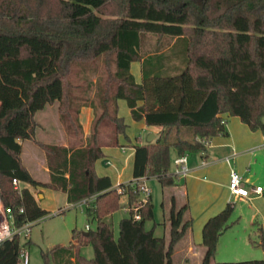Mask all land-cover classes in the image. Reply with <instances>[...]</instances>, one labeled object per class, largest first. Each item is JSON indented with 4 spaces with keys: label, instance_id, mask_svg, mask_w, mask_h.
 <instances>
[{
    "label": "trees",
    "instance_id": "obj_1",
    "mask_svg": "<svg viewBox=\"0 0 264 264\" xmlns=\"http://www.w3.org/2000/svg\"><path fill=\"white\" fill-rule=\"evenodd\" d=\"M146 32L172 36L175 43L144 56ZM178 44L184 46L181 70L172 63ZM100 58L105 76L88 77L83 64ZM134 61L141 62V82L132 72ZM120 98L135 120L161 126L154 140L135 145L134 179L121 183L122 191L95 169L104 146L129 137ZM55 102L67 145L37 138V112ZM88 104L96 115L85 138L79 113ZM225 115L238 116L253 130L264 128V0H0V199L21 226L49 210L32 188L16 187L14 178L62 190L69 203L95 195L85 210L96 226L81 234L74 229L69 244L42 250L48 264L50 255L55 264H173L177 242L193 225L189 202L178 205L171 196L169 237L157 235L146 227L154 218L151 195L140 202L139 218L132 208L141 198V177L177 184L172 152H207L212 137L228 132ZM183 127L192 128L191 138ZM22 140L46 151L48 182L37 180L24 164ZM123 194L129 215L120 219L116 236L111 216ZM233 211L230 201L205 222L201 264L215 260L220 236L238 221ZM258 229L264 247V229ZM88 243L91 258L81 253ZM24 245L18 234L0 242V264H26ZM215 264H264V258Z\"/></svg>",
    "mask_w": 264,
    "mask_h": 264
},
{
    "label": "crops",
    "instance_id": "obj_2",
    "mask_svg": "<svg viewBox=\"0 0 264 264\" xmlns=\"http://www.w3.org/2000/svg\"><path fill=\"white\" fill-rule=\"evenodd\" d=\"M132 72L136 81L141 82L142 71L140 61H134L132 63ZM118 103L119 113L121 114L122 109L123 114L121 115L124 116L127 112V115H131L132 117L126 99L120 98ZM125 106L127 109H125ZM57 109L59 110V103H54L55 141L56 143L67 145L68 136ZM95 115V108L91 104L83 105L80 109L79 118L85 138L92 131ZM225 117L228 132L212 137L207 152L188 155V173L177 174L178 167L176 164L175 168L171 169L172 172L177 174V184L163 186L159 178H147V181L149 179H155L161 185L163 191L162 202H164V206L166 205V210L171 207L170 198L172 195H175L178 205L186 201L189 202V213L194 219L193 225L188 229L185 236L177 242L175 251L184 249L189 253L196 250L200 258V264L206 249L202 244L203 226L210 216L222 210L228 202L232 201L234 208L236 207V200L245 202L250 214L248 220L243 225L241 224L242 221L239 220L220 236L216 257L253 253L251 243L261 245L258 228L262 226L264 229V193H252L249 197H232L229 190L231 168H236L242 174L246 186L261 185L264 188V128L253 130L238 116L225 115ZM139 123L142 124L143 128L148 129V135L150 132L155 133V138L159 130H161V126L148 125L144 119L139 120ZM122 137L124 135H120L118 145L104 146L103 157H107V165L99 167L97 164L103 157L95 163L97 173L109 175L114 187L121 183H128L134 179L133 164L135 145L147 142V140H143L142 136H138V140L134 143L132 136L129 135L128 139L131 141V144H128L127 142H123ZM31 141L33 144H26V140H22L23 162L25 151L28 149L33 164H27L26 162L24 164L37 180L48 182L50 180V169L47 164L46 151L37 142ZM173 154L178 155L176 151L172 152V157ZM41 175H43V178ZM20 186H29L32 188L36 197L39 196V198L37 197L39 203L50 211V208L46 206L45 202L50 193L49 190L54 188L42 185L33 187L30 183L23 181L20 182ZM126 209L129 210V205ZM161 223L164 226V235L169 237L170 224L168 221H165V216ZM151 227H154L156 233V226L153 225ZM252 231L256 237H253Z\"/></svg>",
    "mask_w": 264,
    "mask_h": 264
},
{
    "label": "rangeland",
    "instance_id": "obj_3",
    "mask_svg": "<svg viewBox=\"0 0 264 264\" xmlns=\"http://www.w3.org/2000/svg\"><path fill=\"white\" fill-rule=\"evenodd\" d=\"M142 38L143 42L141 52L144 56L151 53L167 51L175 43V38L172 36H159L150 32L142 33ZM183 51L184 46L182 44H178L172 50L173 54H175L177 57L172 59V63L180 64L179 70H181V68H183L184 66L183 59L185 56ZM109 61L113 66L114 57L110 56ZM83 66L86 70V75L90 78H94L97 76L95 72H98V74L101 76H105L106 74L104 58H100L95 63L90 62L83 64ZM77 67L78 64L76 65V69ZM126 106L125 109H127L128 107ZM57 111L59 112L58 109ZM122 111L123 110L121 109V114H123ZM126 115L127 112L124 116ZM37 119L40 123V126L37 131V137L45 142H56V136L54 135V104L48 105L45 110H40L37 114ZM125 120L128 123L127 134L128 136H132V140L134 141V143H136V141L138 140V136H142L143 140H147L148 129L143 128L142 124L139 123V120H135L131 117V115H127L125 117ZM182 129V133L184 136L188 138H191L193 136V131L191 127H183ZM160 131L161 130H159V132ZM122 138L123 142L131 144V141L125 135ZM26 144H33V142L31 140H26ZM175 157L176 155L173 154L171 161V169L175 168V162L173 161ZM106 158L107 157H103L98 161L97 164L99 165V167L107 165ZM24 162H26L27 164H33L32 157L30 156V152L28 149H26L24 154ZM41 177L43 178V175H41ZM147 182L149 184L150 191L152 194V201L154 203V218L146 222V227L151 228V226L155 225L156 234L164 235V226L161 222L164 220V216L166 218L170 209L166 210V205L164 206L162 204L163 191L159 182L155 179H149ZM49 191L50 193L47 196V200L45 202L46 206L50 208L49 214L35 221V223L32 225V232L29 238L21 236L22 244H25L24 250L29 254V264H48L42 254V250L52 249L57 245L69 244L72 240H74V229L76 230L77 234H81L83 232H86L89 226L93 228L96 226V222L88 216L85 210V206L69 203L67 200L66 192L62 190L51 189ZM37 197L39 198V196ZM235 202L236 207L234 208L232 219L242 221L241 224L243 225L248 220L250 214L249 210H247V204L245 202L237 200ZM128 205V196L126 194H123L120 199V208L111 216V219L114 223V230L116 236L119 233L120 219L124 216L129 215V210L126 209ZM252 235L253 237H256L254 236L253 231ZM251 249L254 252L250 254L226 255V257H216L212 264H215L216 261H240L264 258V248L262 247V245L251 243ZM81 253L88 258L93 257V245L91 243L83 245L81 247ZM173 260V264H200V258L196 250L187 253L184 249H178V251L174 252ZM49 261L50 264H55V261L51 255L49 257Z\"/></svg>",
    "mask_w": 264,
    "mask_h": 264
},
{
    "label": "built area",
    "instance_id": "obj_4",
    "mask_svg": "<svg viewBox=\"0 0 264 264\" xmlns=\"http://www.w3.org/2000/svg\"><path fill=\"white\" fill-rule=\"evenodd\" d=\"M188 154L177 155L174 158V162L178 167L177 174H186L189 171L187 164ZM141 198L139 203L133 205L134 215L136 218L140 217L139 207L140 202H146L151 195L150 187L147 184V178L141 177ZM16 187H20L21 180L16 178L13 179ZM119 191H122L120 185L117 186ZM229 190L232 197H249L252 193H262L264 191L263 186H246L243 181L242 174L236 169L231 168L230 179H229ZM95 198V195L83 198L82 200L74 203L75 205L86 206L89 201H92ZM13 211L10 207H5L3 202L0 199V242L12 239L16 234L29 238L32 232V225L36 220L27 221L21 226H16L14 223ZM22 258L24 263L28 264L30 262L28 252H25L23 249Z\"/></svg>",
    "mask_w": 264,
    "mask_h": 264
},
{
    "label": "water",
    "instance_id": "obj_5",
    "mask_svg": "<svg viewBox=\"0 0 264 264\" xmlns=\"http://www.w3.org/2000/svg\"><path fill=\"white\" fill-rule=\"evenodd\" d=\"M154 138H155V133L150 132L148 137H147V141H152V140H154Z\"/></svg>",
    "mask_w": 264,
    "mask_h": 264
}]
</instances>
